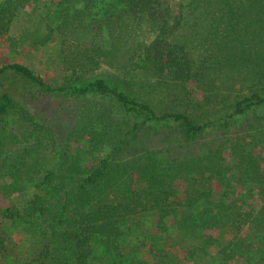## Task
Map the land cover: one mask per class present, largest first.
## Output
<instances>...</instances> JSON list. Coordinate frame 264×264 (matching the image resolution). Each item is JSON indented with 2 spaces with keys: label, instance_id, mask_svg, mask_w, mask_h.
I'll return each mask as SVG.
<instances>
[{
  "label": "trees",
  "instance_id": "16d2710c",
  "mask_svg": "<svg viewBox=\"0 0 264 264\" xmlns=\"http://www.w3.org/2000/svg\"><path fill=\"white\" fill-rule=\"evenodd\" d=\"M18 3L0 2V43L7 44V55H20L18 48L24 46L34 52H59L65 80L52 87L20 62L0 67V80L21 79L41 95L74 102L78 142L84 151L92 148L89 159L96 152L101 155L89 167L81 161L82 149L72 159L68 152H56L58 163L45 168L36 146L28 144L31 139L40 146L42 139L51 144L55 135L60 138L53 123L30 113L11 94L0 93V146L27 144L11 164L9 181L0 183V194L10 204L0 207V264H14L19 249L11 233L19 228L41 233L45 241L31 264H94L96 246L121 264H141L122 254L133 240L147 247L158 264H187L165 248L171 227L195 241L187 249L192 264L209 256L211 264H235L247 256L252 246L235 235L243 212L220 199L210 183L217 180L225 193L254 182L246 196L261 198L262 222L256 225L264 234V137L259 141L246 133L236 138L231 161L222 145L190 157H180L175 150L169 158L147 144L132 145L143 131L150 132L148 141L173 131L174 141L189 146L216 137L250 114L264 121V0H178L175 12L169 0H61L59 8L72 9L66 22L59 17L54 21L61 24L57 28L47 23L15 35L13 24L23 9ZM69 23L79 28L68 45ZM141 29L143 38L138 41ZM107 61L117 71L114 76L95 74ZM242 71H249L263 89L224 112V92L233 86L234 74ZM216 77L225 80L218 83ZM202 83L207 87L204 100L185 95L182 111L163 110L157 100L172 87L183 93L188 85ZM20 126L27 132L14 133ZM123 149L133 150L131 158H116ZM33 151L39 163L36 159L29 166ZM40 164L37 181L35 167ZM178 183L186 187L179 189ZM29 184H35V190L28 202L15 203L12 196L24 193Z\"/></svg>",
  "mask_w": 264,
  "mask_h": 264
},
{
  "label": "rangeland",
  "instance_id": "374dc122",
  "mask_svg": "<svg viewBox=\"0 0 264 264\" xmlns=\"http://www.w3.org/2000/svg\"><path fill=\"white\" fill-rule=\"evenodd\" d=\"M9 1V0H0V2ZM20 1L18 4L23 5L22 15L17 18L13 24V30L15 35L20 34L25 31L27 28L30 30L37 29L42 24H51L54 28L60 26V23H54L60 17L66 22V18L70 15V11L72 10L69 6H61V0H13ZM170 6L175 12L176 8L175 4L178 3V0H169ZM91 23H94L93 27L95 28L98 23L95 22V19H91ZM79 28L78 23H69L65 30L67 33V44L70 42L69 40H73L76 37L75 30ZM147 35V34H146ZM145 35V37H146ZM143 38V29L140 31V36L138 41H141ZM92 43L89 42V44ZM69 45V44H68ZM64 50L67 47H63ZM191 51L195 56L196 53V45L191 46ZM20 55L9 56L7 53L9 52L7 44L0 43V67L6 64H12L14 62H20L25 65H28L32 70L35 71L36 74L40 75L48 84L52 87H58L62 85L65 80L66 69L63 65L62 59L58 56L59 52L51 53V52H34L27 46L22 48H18ZM51 53V54H49ZM117 71L114 70V67L109 65V61L107 63L102 64L99 71L95 74L104 75L110 74L113 75ZM114 76V75H113ZM218 83L224 82V77H216ZM233 83L232 87L228 86V89L224 92L225 99L221 101V106H223L224 112H226L234 102L245 98L250 95L252 92L259 91L263 89V85L256 81L253 75H250L248 71V75L234 74V79L231 82ZM207 87L204 83L195 85H188L186 88V92L177 91L175 88L167 90L160 97H157V100L161 103V108L163 110L168 111H182L184 109V104L186 100V96L189 95L190 98L195 101H203L207 92L205 91ZM6 92L13 96L15 101L19 104H23L25 108L34 115H41L43 119L48 120L50 124L53 123V129H56L55 133L60 136L56 137L54 143H47V141L41 142V145L36 144V139H31L28 145L36 146L38 149L39 155L42 164L45 165V168H50L55 166L59 157L56 155V152L60 154L63 152H68L71 159L76 157L78 149H82L84 154L81 157V161L83 164L91 167L95 163L94 157H98L101 153H95L94 157H87L88 150H92V148H88L87 151H84V147L80 142H78L77 134H80L76 128L78 127L77 114H74V110L76 108L74 102H71L69 99H63L61 96H45L41 95L37 89L26 83L24 80H0V93ZM158 94V93H157ZM186 95V96H185ZM191 113V111H189ZM232 112V111H230ZM229 112V114H230ZM27 132V127L20 126L17 129L16 134H23ZM246 133L250 135H255L258 137L259 141L263 140L264 137V121H260L259 119H255L251 114L247 116V118H242L241 120H237L235 125H233L228 130H222L218 133L216 137L207 136L200 140V142L192 145H183L180 142L174 141L173 131L172 134L170 132H162L159 135H153L152 139L148 141L150 136V132L143 131L139 139L135 141L136 146L132 145L135 148H139L147 144V148L157 149L160 154L169 158L171 157V152L173 153L175 150H178V156L180 157H190L192 155L201 154L205 151V149L211 148H219L221 145L224 148L222 150L223 154L228 157V161L232 160L229 157L231 153V145L232 141L236 138H242V136ZM250 137V136H249ZM248 137V138H249ZM251 139V137H250ZM164 140V142H163ZM168 144H172L169 148ZM165 144V145H162ZM27 147V144H26ZM25 145L21 144H12L8 143L5 146H0V183H7L10 179V171L11 164L19 157H21L23 149L26 148ZM168 148V149H166ZM258 150V148H256ZM133 151V150H132ZM131 152L128 149H123L122 151L116 152V158L118 159H129L131 158ZM170 152V153H169ZM176 156V155H175ZM39 163L38 154L33 151L29 160V166H34L35 162ZM35 177L38 181L40 174H37L38 171H41L40 166L35 167ZM239 177V174H236ZM35 184H29L26 191L22 194L13 195L12 199L15 203L25 204L28 202L31 195L34 193ZM213 190L218 193V197L222 198L223 201L227 204L228 202H233V207L240 212H243L244 217L241 222L240 229L235 231L236 238L245 239L248 245L252 246V250H250L247 256L242 257L241 260L235 261V264H264V234L259 232V228H257L256 223L262 222V219L259 217L261 198L256 195V200H252L250 197H247L248 191L254 189V182L249 183H241L239 186L235 185L233 191L230 190L225 191L224 186L221 185L217 180L215 182L210 183ZM185 188V183H178V188ZM224 193V194H223ZM222 194V196H221ZM204 201L201 200L198 207L202 208L204 206ZM9 204V200L3 198L0 194V207H7ZM197 206V205H196ZM137 222L136 219H131L130 223ZM0 223L2 220L0 219ZM7 224V223H6ZM40 234H36L35 232H27L23 228L14 229L11 233V238L16 246H18V252L15 256L14 264H31L37 260L42 251L44 250L45 241L39 238ZM167 236L168 243L165 246L167 251L170 252L171 257H176L177 260L192 264L193 259H189V254L187 253V249L195 244L193 240L184 237L185 233L178 230L176 227H171L169 229ZM261 244H263L261 246ZM263 249V250H261ZM123 256L135 257L138 262H142L143 264H158L157 259L153 256L147 247L139 245L136 241H132L122 250ZM96 261L94 264H121L119 258H115L105 253L101 246H96ZM212 256L207 257L206 259H199L200 264H211ZM190 260V261H189ZM130 264V260H126ZM141 263V264H142ZM47 264H53L52 262H47ZM56 264H61L56 263ZM127 264V263H126Z\"/></svg>",
  "mask_w": 264,
  "mask_h": 264
}]
</instances>
